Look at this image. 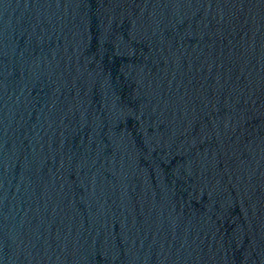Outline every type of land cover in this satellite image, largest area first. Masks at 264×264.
Masks as SVG:
<instances>
[{
	"label": "water",
	"instance_id": "water-1",
	"mask_svg": "<svg viewBox=\"0 0 264 264\" xmlns=\"http://www.w3.org/2000/svg\"><path fill=\"white\" fill-rule=\"evenodd\" d=\"M0 264H264V0H0Z\"/></svg>",
	"mask_w": 264,
	"mask_h": 264
}]
</instances>
